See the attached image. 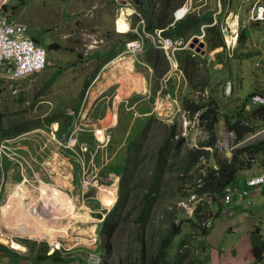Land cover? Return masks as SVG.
Returning a JSON list of instances; mask_svg holds the SVG:
<instances>
[{"label":"crops","instance_id":"obj_1","mask_svg":"<svg viewBox=\"0 0 264 264\" xmlns=\"http://www.w3.org/2000/svg\"><path fill=\"white\" fill-rule=\"evenodd\" d=\"M109 1H111L110 4L106 2L96 6V20L103 33V38L94 39V42L98 43L97 46H94L96 48L89 49L91 46L78 48L65 43L55 48L61 49L62 53L63 49H66L67 52L63 55L61 53L60 63L54 66L48 74H46L45 67L34 74H28L18 79L6 76L0 79V127L9 130L7 135L0 137V140L7 138L6 144L16 152L19 150L32 169L40 167V165L33 164L30 158V150L44 151V155H54V161H48H50L51 166L58 169L60 168L58 163L62 161L61 158H69L70 155L66 149L50 137L48 133L50 123L45 121L53 114L59 113L64 116L54 121L57 122L58 131L56 133L60 138L63 134H70L72 126L78 123V137L91 145L89 148L88 144L89 150L86 153V158L93 156L94 165L98 174L103 178V184L108 185L107 188H104V198L109 190L114 189L116 191L118 169H112L111 171L110 164H108L109 169L106 172L103 167L113 159L114 155L116 157L114 160H120V166L123 161L118 147H116V153L112 152L110 145L111 150L109 149L108 161L107 163L103 162L102 150L95 148L97 140L108 133L111 134V140L120 138L121 144L127 140L133 122L131 121L132 110L130 112L128 110L129 103L133 102V96L148 93L147 97L154 96L157 103L160 99L159 95L164 94L165 102L169 105L174 108L179 105L180 91L185 90L183 86L186 82L185 79L188 74L193 73V67L201 59L204 61L205 57L212 56L217 53L220 47H223V35L220 26L226 23L235 25L233 16L238 19V13L232 10L225 14V2L220 4V0H216L217 8L215 3L213 5L204 4L207 0H200L201 2L186 0L183 6H187L188 10L180 17L173 15L174 20L172 22L168 21L169 23L162 26L156 25L155 20H152V25L155 26L154 29L175 28L186 23L187 26L181 27L182 33L174 35V37L189 40L191 36L198 33L199 41L204 42L200 51L189 47L188 44L174 50V56L171 59L172 68L168 69L170 60L164 55L162 49L155 47L148 38H146L140 50L133 52L126 49L125 43L129 39L138 36L134 32V28L141 30V27L147 28L149 23L142 16L144 23L139 24L133 15L130 20L126 18L128 22L130 21L129 24L117 19L120 30H116V2L114 0ZM251 12L249 9L247 18L240 23L238 21L239 32L242 29L244 31L249 28L252 29L253 26L260 28L262 24L260 22L262 21L252 20L250 18ZM195 18L205 19L199 24L193 25L191 20ZM22 21L26 23L25 20ZM128 25L130 29L126 31ZM27 33L35 38L36 42L44 45L29 31ZM64 33L68 35L69 32ZM247 34L246 38L251 39V36H254L251 30ZM243 40L245 38H242L241 41ZM51 42L57 41L52 39L49 43ZM252 42L256 45L255 51L254 53H248L247 51L246 54H251L250 56L255 54V56L262 57L264 35H261L258 39L253 37ZM221 53L225 54L224 62L227 61L225 64L227 69L219 72L217 76H224L232 72L229 56H232L234 51L231 55H228L229 53L226 50ZM176 60L180 68L186 72L185 75L180 69L175 71ZM255 63L257 62L255 61ZM173 74L176 76H173ZM261 81V78L256 79L259 87L262 85L261 89H264V84ZM230 82L229 85L235 86L237 93L233 79ZM159 89L160 92L158 93ZM161 89L163 90L161 91ZM226 90H228V87ZM151 92H155V94H151ZM228 93L225 95L227 96ZM210 94L213 95L211 88ZM143 98L145 99V97ZM141 105L143 104L138 106ZM151 105V108L150 105L144 106V112L154 111V105ZM162 105L163 103L158 104L156 107L162 110ZM134 109H136L135 106ZM8 114H13L14 118H8ZM32 120H39V126H31L27 130H13L14 124ZM97 131L100 135L97 134ZM42 136L45 137V140L48 139L50 142H54L53 147L49 146V152L46 146L45 150L39 144L38 139ZM26 139L28 141L24 142ZM105 149L107 151V148ZM39 154L41 153L39 152ZM43 157L44 159L47 158V156ZM22 165L13 163L12 158L0 153V212L3 208L14 203L13 209L24 213L22 218L19 215L16 216V218L20 217L19 223L25 222L27 224L24 232L22 231L25 234H22L21 230L16 231V228L9 227L11 223L9 226L5 223V220L9 221V208L5 210V216L2 212L0 213V223L5 225L3 228L10 235L9 240L3 230L0 234V264H85V253L98 248L99 235L97 231L100 222L97 221V218L105 202L100 199L103 198L102 191H98L96 196L89 195L86 198H81L78 189V194L75 196L64 188L67 177L65 179L60 177L58 183H55L53 187L47 186L49 182L43 179H37L38 183L36 184V180L28 179L25 172L22 174L18 172L17 167L20 166L21 168ZM253 173H256L253 165L239 170L233 183H231L232 189L237 190L247 187L246 178ZM249 190L251 203L245 204L235 194L228 202L224 203L222 212L211 217V226L208 233L203 237L205 247L201 253L204 264H260V261H254L248 230L252 228L254 222L256 224L264 223V210L262 209L264 205V188L249 187ZM251 204L260 208V211L250 210L247 215L243 214V209L245 207L249 208ZM262 210L263 214H260ZM34 219L36 221H33ZM217 219H219L220 239L215 241L214 221ZM235 225H238L239 234L229 244L232 246V251L228 253L222 247H219V243L224 242L221 237ZM29 233L31 236L27 235ZM96 234V241L92 243V238ZM57 241L61 243L60 248H55L52 244ZM213 242L218 243V245ZM235 248L238 251L234 250ZM68 256L74 259L69 260Z\"/></svg>","mask_w":264,"mask_h":264},{"label":"rangeland","instance_id":"obj_2","mask_svg":"<svg viewBox=\"0 0 264 264\" xmlns=\"http://www.w3.org/2000/svg\"><path fill=\"white\" fill-rule=\"evenodd\" d=\"M129 1L133 3L132 0ZM18 2V0L7 1L6 6H8V16L11 19L25 20L28 25L27 31L38 38L47 48V63L45 66V70L47 71L46 74H48V72L52 70L54 66L60 63V58L62 57L61 49L48 48L47 43L53 39L60 45L67 43L72 47L86 48L91 46L89 49L96 48L94 46H97L98 43H95L94 39H98L101 35H103L99 28V23L96 20V6L106 2H108V4L111 3L109 0H24L22 3ZM114 2L116 1L114 0ZM185 2L186 0L181 4V6H183ZM193 2L201 1L193 0ZM224 2V8H226L225 14H228L231 10L233 12H237L239 23L247 18L249 9L251 11L253 6V0H220V4H223ZM213 3H215L217 8L218 6L216 5V0H207V2L204 4L213 5ZM261 3L264 4V0H261ZM14 4H17V7L12 6ZM181 6L179 7L181 8ZM179 7L178 9H180ZM263 21L260 22L262 23L260 28H255V26H253L252 29H247V33L250 30L254 33V36H251V39L245 38L243 41L237 40L235 42L234 48L236 51L233 50V55L229 56V64L232 70L231 74L217 76L219 72L227 69L225 67L226 63L224 62L225 54L221 53L222 51L226 50L224 44L223 47L218 49L217 53H214L208 58L205 57L204 61L201 59V61H199L197 65L193 67L194 71L191 76H185L186 82L184 85L182 84L185 87V90L180 91V98L178 101L179 105L175 106V108L165 102L166 99L164 94L159 95L160 99L157 103L156 98L154 100L153 96L150 95L147 97L148 93H142L141 95L133 96L132 103L127 101V103L132 104L137 109V114H132L131 121L133 122L129 136H132L136 132V126L139 128L141 124L143 125L147 120L146 118L148 113L143 112L145 110L144 106L150 105L151 108V104L154 105L153 112L155 115L152 116L155 118H153L150 122V128L147 131L148 134L146 137L142 138V144L138 155L136 156L137 166L135 167V185L130 183V191L128 193L129 199L126 206L129 219L121 221L117 229L112 234L110 238V242L112 244V253L109 255V257L104 258L103 264H127L128 262L137 260L141 254V245L138 241L143 239L144 244H153L152 249H156V246L159 244L161 238L167 233L168 229L172 227L173 224H180L181 227L180 232L172 237L171 245L166 248L165 261L167 264H171L173 262L177 252H187L188 254L178 264H189V260L194 256L199 255L200 258H202V254L200 252V246L202 243H200L197 227L185 219L193 218L198 223H200L202 220L212 214V211H214L216 208V205L214 204L211 197L206 194H198L195 191L200 174H202L206 168L210 166H216L214 157H212V155H210L208 158H201L199 162L186 173L181 171L179 159L180 155L177 157H172L168 161V168L164 175L161 176L162 185L160 187L157 201L153 205L152 213L148 222L144 225L145 231H141L136 234L139 227L134 218L136 213L139 211V207L141 206V204H137V201L143 193L144 181L150 178V173L155 163L154 155L160 145L161 139H163V134L165 132H170L172 124L174 125L173 129L175 132L173 137H177L179 134L184 136V148H195L198 146V144H200L201 141L208 138V133L205 130L206 121L203 120V122H201L197 113L190 115L188 111H185L182 104V99L184 96H187V98H190L194 101H206L211 97V88L213 96H215L220 102V108L218 109L219 120L213 125L216 135V143L214 147L206 146V148H209L210 152H216V154L219 153L221 156L230 157L236 147L251 143L255 144L264 140V117L260 116L259 118H252L256 129H254L252 133L247 134L241 141L237 143H234V133H231V131L227 129L223 119L224 115H226V117L229 116L230 119L236 118L238 115L237 111L239 110L238 106L243 104L248 94H250L249 92L261 89L262 85L259 87L256 82L257 78H261V83L264 84V49L261 51L263 55L262 57L258 55L255 56V54L252 56H250L251 54H246L247 51L248 53H254L255 51L254 48L256 45L253 43L255 40L252 42L253 37L258 39L261 37V35H264ZM64 32L69 33L67 35ZM147 38L150 39V37ZM63 50L64 51L62 55L67 52L66 49ZM255 61L257 63H255ZM176 62L177 65L175 71H178V69L183 71L180 68L177 60ZM170 68L171 62H168V69ZM185 74L186 72H184L183 75ZM173 76L176 75L173 74ZM231 79H233L236 85L237 93L234 84L232 83L234 87L229 85V83H231ZM227 87L229 93L226 96L225 91ZM143 97H145V99ZM162 103L163 109L160 110L156 106ZM139 104L143 105L138 106ZM138 108L140 109L138 110ZM253 108L254 107H243L241 114H249ZM8 118H14V115L8 114ZM80 139L81 137H79V140ZM38 140L39 144L45 150L47 147L48 152L49 146H54V142L52 143L48 139L45 140L44 136ZM27 141L28 139L24 140V142ZM110 145L112 152H116V147H118V150L121 151L120 155L122 156V161H124L125 155L128 153L127 149L125 148L126 140L121 144L120 140L115 138L112 139ZM90 146L91 145L89 144V148ZM109 149L110 148L108 146L107 151L103 152L105 163H107L110 155ZM30 151V158L33 164L35 163L40 165V167L38 166L37 168L32 169L31 166H27L26 172H24L28 179L30 178V180H36V184L38 183L37 179H43L49 183L55 184L58 183V179L60 177L63 179L67 177V182L65 183L64 188L68 189L70 193L77 196L80 171L79 164H77L75 159L61 158V163H58L60 168L55 169L49 164L50 161H48L53 160L54 155H44V151L39 150ZM34 152H36V155ZM39 152L41 154H39ZM247 153L249 152L246 151L245 153L240 154V156L243 157L247 162V166L251 167L253 165V168L256 172L264 171V148L255 152L253 158L249 157ZM43 156H47V158L44 159ZM114 158H116L115 155L113 159H111L107 165L103 167V169H106V172H108L109 169L108 164H110L111 171L112 169H118V171L120 170V160H114ZM12 162L18 163L14 159H12ZM23 165L24 167L26 166L25 163H23ZM17 168L19 170L18 172L22 174L20 166ZM117 180L118 181L116 183L118 186L120 175H117ZM101 191L103 193L102 200L104 202L105 190ZM116 196L117 187L115 191V199ZM200 196H202L201 199ZM248 196L249 195H245L243 198L241 197L240 200H243L246 204V197ZM115 199L112 201L113 203L115 202ZM112 202L111 204H106L104 202V204L110 208L113 205ZM195 204H198L201 207L200 213L202 216L200 218H198L196 214H193V211L191 214L189 213V208ZM249 206V208L245 207V209H243V214L247 215L250 210L256 212L260 211V208L257 206L252 204ZM262 209L264 210V205L262 206ZM263 210L260 212V214H263ZM157 217L159 219L156 220ZM218 220L219 219L214 221L215 241L220 239V226ZM33 221L36 220L34 219ZM260 225L263 226V224ZM0 226L3 229V226L5 225L0 223ZM100 226L101 223L98 225L97 233L100 232ZM237 227L238 225L233 226L231 230H228L221 237V240L224 242H220L219 247H222L225 252L229 253L232 251V246L229 244L233 242L239 234ZM98 239L99 241L97 250L102 251L103 245L100 237H98ZM183 242L187 243V247L182 248ZM214 244L218 245V243ZM149 248L148 250H150ZM234 250H237V248ZM260 264H264V259L260 261Z\"/></svg>","mask_w":264,"mask_h":264},{"label":"trees","instance_id":"obj_3","mask_svg":"<svg viewBox=\"0 0 264 264\" xmlns=\"http://www.w3.org/2000/svg\"><path fill=\"white\" fill-rule=\"evenodd\" d=\"M132 1L141 16L147 19L149 25L145 29L148 31L154 30L155 26L152 25V20H155L154 23L156 25L162 26L172 22L173 11L184 2V0ZM22 2L23 1L20 3ZM4 8L6 7L4 6L3 9ZM181 8L177 11L181 10ZM203 19L205 18H195L191 20V23L193 25L196 23L199 24ZM182 26H187V24H180L175 28H164L162 29V33L169 36L181 34ZM246 37L247 31L242 29L238 34V41H241L242 38ZM59 46L60 44L57 42H51L48 44V48H58ZM191 74L192 73L188 74V76H191ZM253 91H250L249 93H252ZM182 104L184 109L187 110L190 115L197 113L201 122H203V120L206 121L205 130L208 133V138L201 141L200 144H198V146L195 148H184V136L179 134L177 137H173L175 134L173 124L171 125L170 132H165L163 134V139H161L160 145L154 155L155 163L150 173V178L144 181L143 193L137 201V204H141V206L139 207V211L136 213L134 218L139 227L136 234L141 231H145L144 225L150 218L153 205L157 201L160 187L162 185L161 176H163L167 170L169 164L168 161L172 157H177L180 155L179 159L181 171L185 173L193 168L201 158H208L210 155L214 157L216 166H210L206 168L202 174H200L195 191L198 194H206L212 198L214 204L216 205V208L213 211L214 215H218L221 212L222 207L225 205L224 203L229 201L224 199L226 187L230 186L233 188L231 183H233L238 171L243 168H248L247 162L243 157L240 156V154L248 151L249 153H247V155L253 158L255 152L264 148V140H262L255 144L251 143L236 147L230 157L221 156L219 153L216 154V152H210L209 148H206V146L214 147L216 143V135L213 125L219 120V100L213 95H211V97L206 101H194L190 98H187V96H184L182 99ZM243 104L238 106L239 110L237 111L238 115L236 118L230 119V117H226V115H224L223 118L227 129L234 132V143L241 141L247 134L252 133L254 129H256L252 118H259L260 116L264 117V105H256L251 110V112H249V114L243 115L241 114V111L244 107ZM152 115L155 114L149 113L144 124H141L139 128L137 126L135 127L137 130L132 136H129L128 134L129 137H127L125 145L128 153L125 155V159L121 163L120 170L117 172L120 174V180L118 183V196L112 207L107 211L100 229L104 247V257H109V255L112 253V244L110 242L112 234L117 229L121 221L129 219L126 206L129 199L128 193L130 191V183L135 185V167L137 166L136 156L140 150L142 138L146 137L148 134L147 131L150 128V122L153 118H155ZM60 117L64 116L59 113L53 114L49 116L45 122L58 120ZM39 124V120L26 121L24 123L14 124L13 130H27L31 126L37 127ZM7 133H9V130L0 127V137L7 135ZM119 139L120 138H118V140ZM233 195H235V193ZM200 208V205L197 204L193 210V213L196 214L198 218L202 216L200 213ZM157 219L159 218L157 217L156 220ZM185 220L189 221L192 225H195L199 229L200 236L206 235L208 233L209 227H199V223L193 218H186ZM180 227V224H173L172 227L168 229L167 233L161 238L159 244L156 246V249H152L153 244H144L143 239L138 241L141 245V254L137 260L128 262L127 264H167L165 261L166 248L171 245L172 237L180 232ZM258 227L259 226L254 222L252 228L249 230L251 250L255 262L264 259V235L260 233ZM200 243H202L200 249H203V240H200ZM148 248L150 250H148ZM187 255V252H177L175 259L171 264H178ZM68 259L72 260L74 258L68 256ZM203 262L204 261L199 256H194L189 260V264H203Z\"/></svg>","mask_w":264,"mask_h":264},{"label":"built area","instance_id":"obj_4","mask_svg":"<svg viewBox=\"0 0 264 264\" xmlns=\"http://www.w3.org/2000/svg\"><path fill=\"white\" fill-rule=\"evenodd\" d=\"M7 0H0V7L6 3ZM182 7V6H181ZM180 8V7H179ZM176 8L173 14L176 17L182 16L188 7L185 6V10L177 15ZM123 11H126L125 19H131V13L134 9L127 10L124 5H119L117 7V12L120 15ZM250 18L252 20H264V5L260 0H255L253 7L251 9ZM234 24L226 23L222 26L221 32L223 35V42L226 50L229 54L233 52L235 42L238 35V19L233 18ZM174 20V18H173ZM232 20V21H233ZM139 23H143V19H139ZM27 25L22 20L10 19L6 14H0V79L3 76L12 79H18L24 77L28 74H32L36 71L41 70L45 66L46 62V51L43 46L36 43L26 32ZM134 30H136L134 28ZM137 31V30H136ZM138 32V31H137ZM139 34L140 38L142 36L150 37L153 45L162 49L168 59H172L174 50L184 47L187 45L189 40H184L182 37H171L161 33V29H155L153 32L142 30ZM199 37V34H195ZM191 39V38H190ZM141 40H137L136 44L132 41L127 42V47L130 50L138 49ZM264 105V89L255 90L250 93L244 102L245 108H250L251 106ZM55 127H52L48 132L52 139L57 140L54 133ZM78 126L76 125L68 137L63 140H57L60 145L65 147L72 156L79 162L81 170L80 186L81 191L85 193L91 187H98L101 183V176L98 174L96 167L94 166L93 159L90 158L86 160L84 153L88 150V144L86 142H78L77 140ZM110 133L104 136L103 139H99L96 144V148H101L103 151L106 148L107 141L110 138ZM8 139L4 138L0 140V153H3L7 157L16 160L19 164L25 163L26 166H21L20 170L23 173L26 171V167L30 166L27 159L20 152L12 150L6 143ZM105 152V151H104ZM24 167V168H23ZM247 186L254 188H264V173L252 174L246 179ZM237 194L240 198L248 194V189L242 188L237 192H233V189L228 186L226 187L224 199L227 201L231 198L233 194ZM246 201L249 198L246 197ZM102 257L99 253L90 251L85 256V262L87 264H100Z\"/></svg>","mask_w":264,"mask_h":264},{"label":"clouds","instance_id":"obj_5","mask_svg":"<svg viewBox=\"0 0 264 264\" xmlns=\"http://www.w3.org/2000/svg\"><path fill=\"white\" fill-rule=\"evenodd\" d=\"M8 1V0H7ZM7 1H6V3H7ZM19 2L18 3H20L21 1H23L24 2V0H18ZM128 1V2H127ZM255 1V0H254ZM261 1V0H260ZM6 3L5 4H3L2 5V7H0V11L1 10H4V11H1L0 12V14L2 13H4V14H6L7 16L9 15L8 13H7V8H8V6H6ZM254 3V2H253ZM17 5V4H16ZM16 5H12V6H16ZM119 5H124V6H126L127 7V9L128 8H130V9H134V11H132V13H131V19H132V17H133V15H134V19L136 18L137 19V21H138V23H139V19L140 18H142V16H141V14L139 13V11H138V9L135 7V5H134V3H131V2H129V0H116V20H115V29L116 30H120L119 28H118V23H117V18L119 17V14H118V12H117V7L119 6ZM132 5V6H131ZM264 5V4H263ZM6 7V8H4L3 9V7ZM181 6V5H180ZM179 7V6H178ZM177 7V8H178ZM253 7V6H252ZM252 9V8H251ZM174 12V11H173ZM174 15V14H173ZM9 17V16H8ZM236 17V16H235ZM10 18V17H9ZM173 18H174V16H173ZM233 18H234V16H233ZM11 19V18H10ZM143 19V18H142ZM127 20V19H126ZM256 21H263V20H256ZM130 22V21H129ZM129 22H128V24H129ZM143 23H144V20H143ZM139 24H142V23H139ZM27 25V24H26ZM28 26V25H27ZM130 28H129V25H128V28L126 29V31H128ZM136 30H134V32L138 35L137 36V38H132V39H129L127 42H129V41H132L134 44H136V42H137V40H141L142 39V43H140V45H139V47H138V49H136V50H131V51H133V52H135V51H137V50H140L142 47H143V45H144V43H145V40H146V38H147V36H142V38H140V36H139V34H141L140 33V31L142 30V27H141V30L140 29H138V28H135ZM143 29L145 30V31H148V30H146L144 27H143ZM158 29V28H157ZM161 29V33H162V28H160ZM155 30V29H154ZM153 30V31H154ZM153 31H148V32H153ZM26 32H27V29H26ZM139 33V34H138ZM28 34V33H27ZM163 34V33H162ZM238 34H239V28H238ZM29 35V34H28ZM35 42H36V40H35V38H33L31 35H29ZM169 36V35H168ZM171 37H174V36H171ZM194 37H197L198 38V40L200 39L198 36H196V35H194V36H191L190 38L191 39H189V41H188V45L190 44V42H191V40L194 38ZM237 37H238V35H237ZM99 38H103V35H101ZM222 39H223V36H222ZM238 39V38H237ZM237 39H236V41H237ZM151 40V39H150ZM127 42L125 43V47H126V49H128V50H130L128 47H127ZM152 42V41H151ZM36 43H38V42H36ZM96 43V42H95ZM38 44H40V43H38ZM153 44V43H152ZM223 44H224V42H223ZM41 46H43L44 48H45V51H46V62H45V66H46V63H47V50H46V47H45V45H42V44H40ZM158 48V47H157ZM233 50H234V48H233ZM232 54V53H231ZM230 54V55H231ZM164 55H165V53H164ZM166 56V55H165ZM167 57V56H166ZM168 58V57H167ZM168 60H170V59H168ZM170 62H171V68H172V61L170 60ZM176 65L177 64H175V67H176ZM45 66L42 68V69H44L45 68ZM41 69V70H42ZM176 69V68H175ZM37 72V71H36ZM36 72H34V73H36ZM34 73H32V74H34ZM166 81H167V79H166ZM163 89H161V91H162ZM260 90H263V89H260ZM255 91V90H254ZM160 92V89H159V91H158V93ZM151 94H155V92H151ZM154 97V96H153ZM154 100H155V97H154ZM245 102V101H244ZM243 106H244V104H243ZM251 107H254V106H251ZM129 111L130 110H132V114H137L136 112V109H134V106L132 105V104H130V106H129V109H128ZM185 111H187V110H185ZM144 112V111H143ZM149 113H154L153 111L152 112H149ZM148 113V114H149ZM54 121H56V120H54ZM48 122V123H50L49 125H50V127H49V130H48V132L50 131V129L52 128V127H55V130H54V133H55V137L57 138V140L59 139V140H63L64 138H66V137H68V135H66V134H63V136L60 138L58 135H57V133H56V131H58V125H57V122ZM78 126V123L77 124H75V125H73L72 126V129L75 127V126ZM38 127V126H37ZM78 129H79V126H78ZM72 131V130H71ZM71 133V132H70ZM77 133H78V131H77ZM231 133H234L233 131H231ZM104 137H102L101 139H103ZM54 141H56L59 145H60V143L57 141V140H55V139H53ZM77 140H78V142H86L87 144H89L87 141H82V140H79V137H78V134H77ZM112 140H111V138H109V140L107 141V145H106V148H108V146H110V142H111ZM97 143H98V140H97ZM96 143V144H97ZM61 147H63L62 145H60ZM64 149H66L65 147H63ZM95 148H96V145H95ZM101 149V148H100ZM67 150V149H66ZM88 150H89V148H88ZM88 150H86L85 151V153H84V157H85V159L86 160H89L90 158H92L93 159V156H90L89 158H86V153L88 152ZM102 150V149H101ZM68 151V150H67ZM105 152H106V149L104 150ZM103 150H102V152H104ZM18 152H20L19 150H18ZM69 152V151H68ZM69 158H73V159H75L73 156H72V154H71V152H69ZM75 161L77 162V164H79V162L75 159ZM103 162H105V159H104V157H103V160H102ZM93 163H94V160H93ZM95 166V165H94ZM79 171H80V178H79V185H78V189H79V192H80V197L81 198H86V197H88L89 195H95L96 196V194L98 193V191H100V188H101V185H104L103 184V178L101 177V183L99 184V186L98 187H91L88 191H86L85 193H83L82 191H81V186H80V179H81V170H80V164H79ZM26 172V171H25ZM257 173H264V171H260V172H256V173H253V174H257ZM117 175H120L119 173H117ZM252 175V174H251ZM250 176V175H249ZM247 179V178H246ZM247 185V184H246ZM249 187L250 186H247V187H245L246 189H248V194L247 195H249V192H250V190H249ZM252 188H254V187H252ZM261 188V187H260ZM240 189H242V188H240ZM240 189H237V190H233V192H237L238 190H240ZM255 189H259V188H255ZM204 195V194H203ZM237 195V194H236ZM117 196H118V186H117ZM117 196H116V199H117ZM233 196V195H232ZM232 196H231V198H232ZM238 197V199H241L239 196H237ZM202 198V196H200V199ZM230 198V199H231ZM248 198H249V201H246V203H251V200H250V197L248 196ZM116 199H115V201H116ZM229 199V200H230ZM113 203V202H112ZM114 204V203H113ZM197 204H195L194 206H191L190 208H189V213L191 214L192 213V211L194 210V208H195V206H196ZM112 207V206H111ZM110 207V208H111ZM110 208H108L107 206H106V204H104L103 205V209H101L102 211H100V215L98 216V218H97V221L98 222H100L101 223V225H102V221H103V219H104V217H105V215H106V213H107V211L110 209ZM222 209H223V207H222ZM221 212H222V210H221ZM194 214V213H193ZM161 216H162V214H161ZM212 216H215L214 215V212L212 211V214H210L207 218H205L204 220H202L200 223H199V227H209L210 228V226H211V217ZM259 222H261V221H259ZM257 225L259 226L258 227V229L260 230V233L262 234V235H264V228H263V226H264V223H263V226H261L260 224H258L257 223ZM100 229H101V226H100V228H99V231H100ZM251 229V228H250ZM249 229V230H250ZM2 230L4 231V234H5V236L10 240V235L8 234V232H7V230H5L4 228L2 229V227L0 226V233L2 232ZM197 230H198V236L200 237V240H203V237L205 236V235H203V236H200V234H199V229L197 228ZM249 230H248V232H249ZM100 233V232H99ZM98 233V234H99ZM99 237H100V240H101V242H102V245H103V241H102V236H101V233L99 234ZM96 238H97V234L96 235H94V237L92 238V243H94L95 241H96ZM53 244V246L55 247V248H60L61 247V243L59 242V241H57V242H53L52 243ZM203 245H204V247H205V243H204V241H203ZM185 247H187V243H183L182 244V248H185ZM203 247V248H204ZM202 250L203 249H200V252H202ZM90 251H94V252H97V253H99L100 255H101V257H102V261H101V263L100 264H103V261H104V247H102V251H98V250H90ZM90 251H87L86 253H85V255H84V262H85V256H86V254L88 253V252H90ZM202 254V253H201ZM199 256V255H198ZM200 257V256H199ZM202 260H203V258H201ZM85 264H87L86 262H85ZM203 264H204V262H203Z\"/></svg>","mask_w":264,"mask_h":264},{"label":"bare ground","instance_id":"obj_6","mask_svg":"<svg viewBox=\"0 0 264 264\" xmlns=\"http://www.w3.org/2000/svg\"><path fill=\"white\" fill-rule=\"evenodd\" d=\"M185 6H183L182 8H181V10H179V11H177L176 12V14L177 15H179V14H181L184 10H185V8H184ZM128 11L130 10V8H128L127 9ZM126 11H123L120 15H119V17L117 18L119 21H121V22H128L126 19H125V16H126ZM97 134L98 135H100L99 134V132L97 131ZM227 144V143H226ZM53 185L54 184H49V183H47V186H49V187H53ZM105 187H108V185H101V188H100V191H101V189L102 190H104V188ZM99 191V192H100ZM110 191V190H109ZM107 192V194H106V196H105V198H104V201H105V203L106 204H111V202L115 199V190L113 189L112 191H110V192ZM101 200H102V198H100ZM102 202H103V200H102ZM15 204L13 203V205H9V206H7V207H5V208H3V210L1 211L2 212V214L5 216V213H6V211L5 210H7V208H9L10 209V216L8 215V220L9 221H6L5 220V223L6 224H8V226H9V224L11 223V225L9 226V227H14V228H16V231L17 230H21L20 232L22 233V231L24 232V229L26 228L25 226H27V224L25 223V222H21V224L19 223V221L18 220H20V217L22 218L23 217V215H24V213L22 212V211H16V210H14L13 209V206H14ZM49 205V204H48ZM86 211V210H85ZM0 212V213H1ZM22 212V213H21ZM20 216L19 218H16V216ZM87 219V218H86ZM51 222V221H50ZM58 222V221H57ZM19 225H21V226H19ZM0 234H2V232L0 233ZM22 234H25V233H22ZM27 235H29V236H31L30 235V233L29 234H27ZM51 240V239H50Z\"/></svg>","mask_w":264,"mask_h":264},{"label":"water","instance_id":"obj_7","mask_svg":"<svg viewBox=\"0 0 264 264\" xmlns=\"http://www.w3.org/2000/svg\"><path fill=\"white\" fill-rule=\"evenodd\" d=\"M204 45V42L203 41H199L197 37H194L190 44H189V47L195 49L196 51H200L201 50V47ZM228 93V90L225 91V94Z\"/></svg>","mask_w":264,"mask_h":264}]
</instances>
